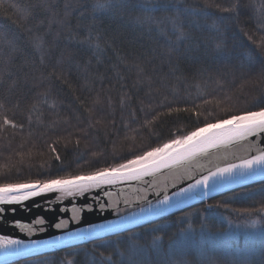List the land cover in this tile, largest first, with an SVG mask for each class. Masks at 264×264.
<instances>
[{
	"label": "trees",
	"instance_id": "16d2710c",
	"mask_svg": "<svg viewBox=\"0 0 264 264\" xmlns=\"http://www.w3.org/2000/svg\"><path fill=\"white\" fill-rule=\"evenodd\" d=\"M262 37L264 0H3L0 111L23 128L0 130V182L87 173L264 106ZM262 194L264 178L11 264H264V213L237 211Z\"/></svg>",
	"mask_w": 264,
	"mask_h": 264
},
{
	"label": "snow or ice",
	"instance_id": "6c2138e0",
	"mask_svg": "<svg viewBox=\"0 0 264 264\" xmlns=\"http://www.w3.org/2000/svg\"><path fill=\"white\" fill-rule=\"evenodd\" d=\"M3 0H0L2 5ZM98 8H104V4H97ZM224 8L223 11H230ZM247 35V34H245ZM178 39H183V32L180 33ZM249 41L257 43L252 36H247ZM261 39H264L262 37ZM220 45H217L219 48ZM259 103V101H257ZM95 104H101L98 98ZM109 106L111 100L108 101ZM204 103H209L205 100ZM124 105V99L121 98V106ZM5 105L0 103V109H4ZM173 111H192L189 108H168V112ZM226 111H232L226 109ZM199 117L201 113L194 112ZM210 114V113H209ZM156 117L154 116L153 119ZM205 123L196 127L185 135L175 136L169 141L152 147L142 153L131 156L107 167L96 168L93 171L79 174L55 175L47 179L25 180L17 182H0V204L2 205H21L34 197H40L50 193H58L57 201L63 200L65 197L84 196L90 191L101 189L104 186H114L119 183H128L142 181L146 177L155 176L156 173L163 169L182 167L198 162L201 157L212 156L216 160L227 161L222 165L217 163L207 170L206 174H202L195 179L193 183H189L186 187L180 188L178 191L168 195L165 191L163 198L159 199L156 204L149 203L147 207L140 208V214L132 213L123 218L124 224L137 223L143 218L144 214L149 216H159L165 211L173 207H180L186 200L200 199L210 196L213 192L218 191L225 185L237 184L243 182L250 176H264V147H258L255 143L244 145V156L236 157L238 162L228 161V156L223 150L230 147L241 145L245 141H249L250 137H256L264 134V106L255 110H240L235 114L229 115L223 119L208 121L205 117ZM151 123V121H146ZM11 128H23L22 124H17L11 119L5 111H0V130ZM79 143V141H77ZM255 149L254 155H247L248 152ZM55 152V148H52ZM95 155V154H94ZM59 159V155L56 156ZM197 166H200L197 164ZM154 187V185H153ZM134 191H136L134 189ZM146 191V189L144 190ZM105 195H112L105 193ZM264 196V194H262ZM138 200L145 199L144 196H138ZM125 200V203H128ZM115 203V202H114ZM227 207V205H224ZM103 208L104 205H101ZM212 205H209L211 208ZM5 211L0 208V213ZM15 212V208L12 209ZM61 211H70L72 220L81 218V209L73 206L71 209H61ZM241 213L251 214L253 211L264 213V206L259 209H239ZM15 226L21 230L32 233L34 231L32 223L43 225L46 223L43 217H37L32 223H21L15 221ZM68 223L67 220H60L54 225L55 228L61 229ZM259 221L253 220L251 227H255ZM124 224H99L89 225L87 228L79 229L69 233V238L73 240H92L102 238L105 234L116 233L123 230ZM44 231L43 228L40 229ZM133 239V247L135 248V238ZM156 237L154 243L159 241ZM64 238L57 237L53 241L46 242L50 247H60ZM36 243V242H33ZM29 251V246L23 240L12 239L8 236H0V264H7L12 257L25 254ZM103 256V253L100 254ZM111 261V256L106 258Z\"/></svg>",
	"mask_w": 264,
	"mask_h": 264
},
{
	"label": "water",
	"instance_id": "95a60500",
	"mask_svg": "<svg viewBox=\"0 0 264 264\" xmlns=\"http://www.w3.org/2000/svg\"><path fill=\"white\" fill-rule=\"evenodd\" d=\"M248 143H255L258 147H264V134L256 137H250L249 141H245L241 145H236L223 150V152L228 156V161L238 162L236 157L245 155L243 147ZM254 154L255 149H252V151L247 153L249 156ZM225 162L227 161L216 160L212 156L201 157L198 162L194 161L191 164L184 165L182 167L178 166L163 169L161 172L156 173L155 176L146 177L142 181L119 183L114 186H104L101 189L90 191L82 197H65L63 200L57 201L55 198L59 194L50 193L40 197H34L25 201L21 205L0 204V208L5 209L3 213H0V236H8L12 239L23 240L25 244L29 246V251L25 254L12 257L8 260L7 264L28 258L35 254L79 243L81 240L70 239L69 233L87 228L89 225L106 223L124 224L123 218L125 216L132 213L140 214L141 207H147L149 203L156 204L159 199L163 198L165 191L168 195H171L180 188L186 187L189 183H193L200 175L206 174L207 170L212 168L213 165L217 163L222 165ZM197 164L200 166H197ZM260 178H264V176L253 175L241 183L225 185L212 194ZM134 189L136 191H134ZM145 189L146 191H144ZM105 193H111L112 195H105ZM138 196H144L145 199L138 200ZM125 200H128L129 202L125 203ZM197 200L199 199L186 200L180 207L193 203ZM101 205H104V207L102 208ZM73 206L82 210L81 218L79 220H72V213L70 211H61L62 208L71 209ZM13 208H15V212L12 211ZM178 208H170L161 215ZM37 217H43L46 223L43 225L32 223ZM156 217L158 216H149L144 214L143 218L137 223L124 224L123 230L130 229ZM60 220H67L68 223L63 228L57 229L54 225L59 223ZM15 221H20L21 223H32L34 231L32 233H28L27 231L21 230L18 226H15ZM41 228H43L44 231H41ZM123 230L116 233L122 232ZM110 234H105L103 237ZM57 237L64 238L62 245L55 248L48 246L46 242L53 241Z\"/></svg>",
	"mask_w": 264,
	"mask_h": 264
},
{
	"label": "rangeland",
	"instance_id": "374dc122",
	"mask_svg": "<svg viewBox=\"0 0 264 264\" xmlns=\"http://www.w3.org/2000/svg\"><path fill=\"white\" fill-rule=\"evenodd\" d=\"M251 225V224H250ZM238 229L240 228L241 231H248V230H252L251 226H246V224H240L239 226H237Z\"/></svg>",
	"mask_w": 264,
	"mask_h": 264
}]
</instances>
